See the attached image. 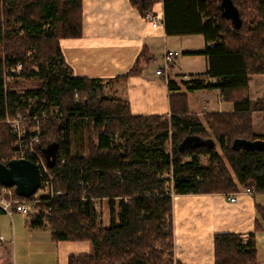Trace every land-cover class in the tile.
I'll use <instances>...</instances> for the list:
<instances>
[{"label": "trees", "instance_id": "1", "mask_svg": "<svg viewBox=\"0 0 264 264\" xmlns=\"http://www.w3.org/2000/svg\"><path fill=\"white\" fill-rule=\"evenodd\" d=\"M233 2L242 20L238 31L221 15L220 0H163L167 34L202 36L204 52L191 55L207 57V75L220 80L218 85L168 80L171 116L165 117L134 116L127 101L107 95L106 80L72 76L60 42L83 36V0H0V162L14 160L15 137L7 117L45 114L41 145L58 144L59 150L56 165L43 177L53 195L39 197V214L30 216V228L47 223L54 242L92 245L91 254L70 256L68 264H172V195L264 194V134L257 135L251 124L255 113L264 118V99L253 102L249 97L252 78L264 75V0ZM131 3L146 15L157 0ZM150 61L143 51L119 81L125 84L142 75ZM19 64L23 70L15 80H37L39 88L22 93L10 84L6 88L4 78ZM183 88L218 89L234 112L206 116L208 131L189 115ZM156 132L159 136L150 141ZM192 135L214 136L235 178L216 145L180 153V144ZM237 139L263 145L237 152ZM203 156L209 166L200 163ZM166 174L172 175V186H167ZM8 189L18 201H36ZM103 201L110 207L108 226L96 210ZM258 215L255 233L264 230V207L258 206ZM255 233L246 239L242 234L216 235L215 264H258Z\"/></svg>", "mask_w": 264, "mask_h": 264}, {"label": "crops", "instance_id": "2", "mask_svg": "<svg viewBox=\"0 0 264 264\" xmlns=\"http://www.w3.org/2000/svg\"><path fill=\"white\" fill-rule=\"evenodd\" d=\"M131 1L83 0V36L61 40L65 61L76 78L106 80V93L127 101L134 116L170 117L168 80L180 84L199 79L205 85H218L220 80L207 75V57L191 55L204 52L206 43L202 36L168 35L164 24L153 27ZM155 4L151 13L164 22L163 0ZM143 51L149 54L151 61L144 65L142 75L129 78L125 84L119 81L134 67ZM166 52L176 54V60L166 76L159 77L156 73L165 66ZM259 78L264 75L254 76L250 84L249 97L253 102L264 98V89L255 95L252 93V84ZM181 92L188 95L189 115L203 124L210 114L234 112V106L222 100L218 89L188 92L183 88ZM256 117L262 122L256 134L263 135V114H255ZM234 196H237L236 201L232 202ZM258 206L264 207V194L241 191L236 195H174L175 260L181 264H215V236L242 234L246 239L250 233H255L260 219ZM26 228L29 244L56 245L51 255L56 259L54 264H68L70 256L91 254L89 242H54L52 233L42 234L51 230L47 223L42 229H32L28 222ZM255 234L258 264H264V230ZM0 240L3 242L2 237Z\"/></svg>", "mask_w": 264, "mask_h": 264}, {"label": "rangeland", "instance_id": "3", "mask_svg": "<svg viewBox=\"0 0 264 264\" xmlns=\"http://www.w3.org/2000/svg\"><path fill=\"white\" fill-rule=\"evenodd\" d=\"M251 84V83H250ZM254 90L252 93L254 95L258 90L264 89V78L256 79V81L252 84ZM40 87V81L37 80H27L23 77L17 78L14 82L10 84V88L17 90V92L22 93L27 89H36ZM250 90V89H249ZM198 94V93H196ZM108 95V94H107ZM196 97V95H195ZM264 99V98H263ZM262 100V99H261ZM264 107V105H263ZM260 106V108H263ZM261 114V113H255ZM255 114L252 115V125L253 131L256 133L261 130L262 122L259 121L258 117L254 118ZM21 115V114H19ZM24 117L25 123L23 124V128L27 129L28 127L34 129L37 123L33 120H30L32 117ZM47 118V117H46ZM45 118V119H46ZM204 124L208 131H210L209 125L206 123L204 119ZM9 125V124H8ZM10 126V125H9ZM42 130L44 132V125L42 124ZM159 132L151 137V140H154L159 136ZM206 140L209 138H205ZM215 142L216 151L221 154L222 161L224 166L228 169L230 174L235 178L227 159L221 152V148L219 143L217 142L214 136L210 137ZM93 143L96 145V137L92 138ZM123 142V140H118V143ZM145 144H149V141H144ZM168 148L170 149V143L168 142ZM200 163L203 166H209V158L206 156L200 157ZM164 178L169 180L167 186H172V175L166 174ZM53 179V178H51ZM45 196L44 193H40L39 197L42 198ZM96 210L97 213L100 215V222L101 219L103 223L108 226L110 223V207L106 201L96 203ZM30 217L22 216L21 214H15L13 217H10L4 213L0 212V237H2L3 242H0V264H54L56 263V259H52V249L56 248L55 244L47 243V242H40L36 244H29V229L26 228L28 222H30ZM45 233L42 234H49L51 230L43 231ZM45 236V235H44ZM1 241V240H0ZM55 251V250H54ZM93 250H91L92 253ZM47 253V256L43 254ZM172 264H177L174 257H172Z\"/></svg>", "mask_w": 264, "mask_h": 264}, {"label": "built area", "instance_id": "4", "mask_svg": "<svg viewBox=\"0 0 264 264\" xmlns=\"http://www.w3.org/2000/svg\"><path fill=\"white\" fill-rule=\"evenodd\" d=\"M146 21H148L153 27H158L161 24H164V22H161L160 18H158L157 15L149 12L146 15H144ZM164 62L165 66L157 71V76L164 77L166 76V71L169 70L171 65L176 60V54L171 52H166L164 55ZM23 66L22 64L17 65L13 69H11V74L6 75L5 84L6 88L8 84H11L14 82L15 77L14 75L20 76L22 73ZM185 79H188L187 77ZM21 115H16V117H7L6 123L10 125V130L13 136L15 137L13 149H14V159H23V160H32L41 170L42 174V187L39 190V192L33 197L35 202H24V201H18L11 192L10 189L1 187L2 193L0 196V212L4 213L10 217H13L15 214H21L23 216H37L39 214V210L37 209L39 194L44 193L46 198L49 195H53V193L50 192V188L48 187V182L43 183V177L44 175H50V167L47 163V160H45V155L43 153L44 148L41 145L40 137L43 133L42 130V124L45 122L46 115L43 114L41 116L36 115L32 117L30 120H33L36 124L34 126V129L23 128V124L25 123V120L23 119ZM246 193H249V191H245ZM174 197V195H172ZM236 197L234 196L231 198L232 202L236 201Z\"/></svg>", "mask_w": 264, "mask_h": 264}, {"label": "water", "instance_id": "5", "mask_svg": "<svg viewBox=\"0 0 264 264\" xmlns=\"http://www.w3.org/2000/svg\"><path fill=\"white\" fill-rule=\"evenodd\" d=\"M219 10L221 15L231 21L235 31H238L242 26V20L234 5L233 0H220ZM236 12V14H234ZM263 145L262 142L238 140L234 142L233 149L240 151L244 149L255 150ZM201 147L212 149L215 147V142L212 139H203L200 136H188L179 146L180 153H186L190 150H195ZM58 144L49 145L43 150L45 160L50 168L54 167L58 157ZM15 188L16 194L20 198H33L42 187V174L40 168L32 162V160L14 159L9 163L0 162V188Z\"/></svg>", "mask_w": 264, "mask_h": 264}]
</instances>
